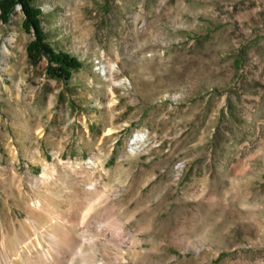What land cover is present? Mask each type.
Masks as SVG:
<instances>
[{
	"label": "rangeland",
	"instance_id": "1",
	"mask_svg": "<svg viewBox=\"0 0 264 264\" xmlns=\"http://www.w3.org/2000/svg\"><path fill=\"white\" fill-rule=\"evenodd\" d=\"M35 3L82 66L0 17V264L63 230L75 264H264V0Z\"/></svg>",
	"mask_w": 264,
	"mask_h": 264
},
{
	"label": "trees",
	"instance_id": "2",
	"mask_svg": "<svg viewBox=\"0 0 264 264\" xmlns=\"http://www.w3.org/2000/svg\"><path fill=\"white\" fill-rule=\"evenodd\" d=\"M17 5H21L26 14V28L34 29L37 38L29 46V58L37 63L44 56L51 60V72L55 77L68 80L73 71L78 70L82 63L80 59L68 51L56 49L48 41L47 32L43 25V11L36 5L35 0H0V17L8 22Z\"/></svg>",
	"mask_w": 264,
	"mask_h": 264
},
{
	"label": "bare ground",
	"instance_id": "3",
	"mask_svg": "<svg viewBox=\"0 0 264 264\" xmlns=\"http://www.w3.org/2000/svg\"><path fill=\"white\" fill-rule=\"evenodd\" d=\"M8 50V46L5 45L3 47V51L7 52ZM93 209H95V207ZM87 211L90 212L91 210L88 209ZM83 216L84 215H82V218ZM84 218H86V216H84ZM115 230H117V228ZM119 230H117V233ZM124 233L125 230L123 227L121 228L122 237L124 236ZM32 241L33 242L25 243V245L21 248L17 255V259H22L25 248H28L30 252L28 254L26 264H75L77 258L79 257L82 258L85 262L89 260L86 253L82 250L83 244L79 241V239L73 237L71 234L67 233L64 230L60 232H53L49 239L51 246L48 252H40L38 258L35 259L33 258L34 248L41 247L43 245V242L40 237H36ZM13 260L15 261V259Z\"/></svg>",
	"mask_w": 264,
	"mask_h": 264
}]
</instances>
